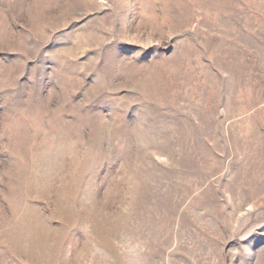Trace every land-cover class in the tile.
I'll use <instances>...</instances> for the list:
<instances>
[{
    "label": "rangeland",
    "instance_id": "obj_1",
    "mask_svg": "<svg viewBox=\"0 0 264 264\" xmlns=\"http://www.w3.org/2000/svg\"><path fill=\"white\" fill-rule=\"evenodd\" d=\"M0 264H264V0H0Z\"/></svg>",
    "mask_w": 264,
    "mask_h": 264
}]
</instances>
